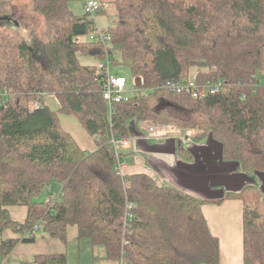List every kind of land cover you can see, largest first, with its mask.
Returning <instances> with one entry per match:
<instances>
[{
  "label": "trees",
  "instance_id": "obj_1",
  "mask_svg": "<svg viewBox=\"0 0 264 264\" xmlns=\"http://www.w3.org/2000/svg\"><path fill=\"white\" fill-rule=\"evenodd\" d=\"M20 1L0 0V16L11 17L0 25V90L8 92L0 96V206L28 213L17 222L1 210L0 234L10 228L19 237L1 239L0 257L39 232L66 244L74 226L78 240L103 249L107 264H218L205 201L147 173L118 174L110 138L129 136L132 121L196 128L221 144L223 159L264 177V0H110L107 41L89 36L98 29L93 17L75 16L68 0H28L41 24L21 25L13 18ZM99 2L97 14L105 12ZM99 62L127 66L142 79L140 93L109 110ZM192 71L199 83L223 86L202 98L164 87ZM32 99L42 107L29 110ZM61 113L78 120L93 151L62 128ZM53 180L60 192L35 200ZM228 196L245 202L244 264H264V194L249 185ZM127 203L133 218L125 230ZM32 263L68 264L66 252L38 254Z\"/></svg>",
  "mask_w": 264,
  "mask_h": 264
},
{
  "label": "crops",
  "instance_id": "obj_2",
  "mask_svg": "<svg viewBox=\"0 0 264 264\" xmlns=\"http://www.w3.org/2000/svg\"><path fill=\"white\" fill-rule=\"evenodd\" d=\"M28 10L26 0L23 5H14L13 13L16 15L18 11H24L33 14ZM107 28L108 25L102 30ZM190 73L194 75V71ZM45 102L51 109L57 110L58 104L53 96H46ZM58 117L62 128L73 136L82 149L93 151L96 148L92 138L73 115L61 113ZM132 122L130 132L144 133L140 128L146 125L145 122ZM123 153L132 160L124 170L125 174L147 173L158 184H169L204 200L202 213L211 233L219 242L218 264H244L245 202L240 197L228 195L238 194L249 185L256 186L264 194V177L261 174L244 172L239 169L238 163L223 159L221 144L209 135L199 137L193 134L186 144L174 136L160 140L132 138L129 148L124 149ZM2 209L17 222H24L28 213L27 207L23 205L0 206V212ZM18 237V233L6 228L0 234V241ZM64 248L65 244L60 239L43 237L39 232L33 242L17 243L7 256L0 257V264H34L32 262L36 255L62 253L65 252Z\"/></svg>",
  "mask_w": 264,
  "mask_h": 264
},
{
  "label": "built area",
  "instance_id": "obj_3",
  "mask_svg": "<svg viewBox=\"0 0 264 264\" xmlns=\"http://www.w3.org/2000/svg\"><path fill=\"white\" fill-rule=\"evenodd\" d=\"M83 3V12L90 17H93L100 10V2L99 0H82ZM90 37H94L97 40L107 41L109 39V35L103 30L96 29V31L89 35ZM108 62H99L97 64L98 69L103 73V83L101 87V94L103 100L108 106V109L111 110V107L116 102H121L130 99L131 97H127L123 94L125 86H126V78L124 76L114 74L110 71ZM264 83V78H263ZM135 85V82H134ZM136 86V85H135ZM223 86L222 80L217 79L212 82H203L199 83L195 79V77L185 78L182 80H174L169 79L165 82L164 87L169 91L179 94L182 92H189L193 98H202L208 94L215 93L220 90ZM140 91L138 90L137 94ZM8 94L6 89L0 90V96H5ZM134 95V96H135ZM42 107V103L37 99H32L29 101L28 108L29 110H34ZM132 124V122H131ZM130 124V128H131ZM174 136L178 138L183 144H186L190 141L191 138V130L188 132H183L180 128L176 127L174 124H150L148 125V130L144 133L139 132L135 134V132H130V135L127 137H116L111 136L110 144L113 148L114 156H115V164L114 169L118 174H124V170L130 164L126 155H124L123 150L129 148L130 139L132 138H144V139H153L160 140L168 137ZM133 203L126 204V211L124 215V226L125 230L129 229L130 223L133 218V214L130 211ZM40 223L38 222L33 226L34 231L39 230ZM120 264H126V260L124 258L120 259Z\"/></svg>",
  "mask_w": 264,
  "mask_h": 264
},
{
  "label": "rangeland",
  "instance_id": "obj_4",
  "mask_svg": "<svg viewBox=\"0 0 264 264\" xmlns=\"http://www.w3.org/2000/svg\"><path fill=\"white\" fill-rule=\"evenodd\" d=\"M25 1L26 0L17 2V5H23ZM101 1L103 2V7L105 8L106 13L95 14L93 16L95 25L100 30L106 28L107 25L108 26L110 25L112 19L111 14L113 10V8L110 6L109 3L110 0H101ZM68 6L75 16L83 15V3L81 0H68ZM13 18L19 20L21 22V25H24L25 22H30L33 24L34 27H38V25L41 24L40 16L29 14L27 12L25 13L24 11H18ZM5 23L8 22H2L3 25ZM81 61L83 63H91V64L95 63V60H92L89 57H82ZM109 68L112 73L124 76L126 78V86L123 94L127 97H133L137 93L139 87L134 85V76L131 70L125 65H121V64L113 65L112 63L109 64ZM190 77H193L192 73H189L188 78ZM139 123L142 124L143 122H139ZM145 123L146 125L140 128L144 130V132L148 130V125L158 124L152 121H146ZM140 126L141 125L139 124L138 127ZM181 130L183 132H188L191 130V135L194 134V136L196 135L200 137L202 135L201 132L196 128H187V129L184 128ZM60 189H61L60 182L53 180L52 182H50L49 185L44 187L42 191H40V193L35 197V200L37 201L45 200L47 195L50 193L57 195ZM67 240L68 242L65 244L64 249L66 252L68 264H107V262H104V260L101 259L103 254V249L100 246H93L90 240L87 238H82L78 240L76 238V229L74 226L68 227Z\"/></svg>",
  "mask_w": 264,
  "mask_h": 264
},
{
  "label": "water",
  "instance_id": "obj_5",
  "mask_svg": "<svg viewBox=\"0 0 264 264\" xmlns=\"http://www.w3.org/2000/svg\"><path fill=\"white\" fill-rule=\"evenodd\" d=\"M11 21V17L9 16H0V25L2 24V22H9ZM134 82H135V85L136 86H141L142 84V79L141 77L137 76V77H134Z\"/></svg>",
  "mask_w": 264,
  "mask_h": 264
}]
</instances>
